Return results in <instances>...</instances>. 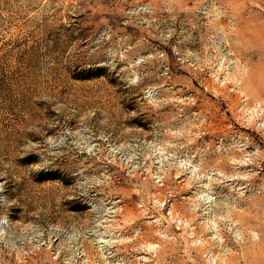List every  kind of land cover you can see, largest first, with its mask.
<instances>
[{
	"label": "rangeland",
	"instance_id": "obj_1",
	"mask_svg": "<svg viewBox=\"0 0 264 264\" xmlns=\"http://www.w3.org/2000/svg\"><path fill=\"white\" fill-rule=\"evenodd\" d=\"M0 264H264V0H0Z\"/></svg>",
	"mask_w": 264,
	"mask_h": 264
}]
</instances>
